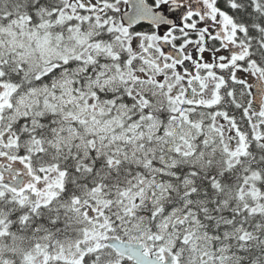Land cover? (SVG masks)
<instances>
[{"label": "snow or ice", "instance_id": "obj_1", "mask_svg": "<svg viewBox=\"0 0 264 264\" xmlns=\"http://www.w3.org/2000/svg\"><path fill=\"white\" fill-rule=\"evenodd\" d=\"M0 264H264V0H0Z\"/></svg>", "mask_w": 264, "mask_h": 264}]
</instances>
